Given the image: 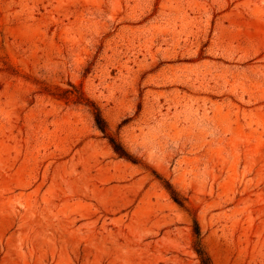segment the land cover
Wrapping results in <instances>:
<instances>
[{"label": "rangeland", "instance_id": "1", "mask_svg": "<svg viewBox=\"0 0 264 264\" xmlns=\"http://www.w3.org/2000/svg\"><path fill=\"white\" fill-rule=\"evenodd\" d=\"M0 264H264V0H0Z\"/></svg>", "mask_w": 264, "mask_h": 264}, {"label": "trees", "instance_id": "2", "mask_svg": "<svg viewBox=\"0 0 264 264\" xmlns=\"http://www.w3.org/2000/svg\"><path fill=\"white\" fill-rule=\"evenodd\" d=\"M94 123L98 129H100L102 132H105L106 127L104 121L98 112L94 113ZM109 142L115 153H117L119 156L127 157L118 142H116L113 138H110Z\"/></svg>", "mask_w": 264, "mask_h": 264}]
</instances>
